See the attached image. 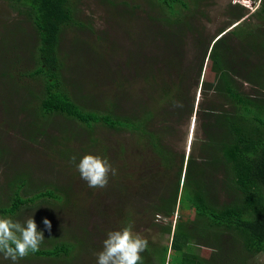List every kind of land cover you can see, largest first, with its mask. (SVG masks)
<instances>
[{
	"label": "trees",
	"instance_id": "1",
	"mask_svg": "<svg viewBox=\"0 0 264 264\" xmlns=\"http://www.w3.org/2000/svg\"><path fill=\"white\" fill-rule=\"evenodd\" d=\"M257 1L254 0V3ZM8 2L20 17L16 22L13 21L16 17L4 20L0 27L9 31L12 37L19 34L27 36L32 31L36 38L32 50L21 38L17 41L23 44H18L17 50L22 52L21 55L29 53L28 58H31L34 66L17 75L39 83L41 89L37 91L36 88L23 87L13 81L15 76L10 74L8 68L18 64L20 59L10 64L3 63L4 71L0 73V79L12 78L7 89L10 95L8 100L14 102L1 101L0 109L6 114L17 117L22 114L32 118L30 125L35 131L30 143H38L39 135L54 136L47 131L46 126L49 124L58 126L55 130L60 135L67 134L65 139L74 143L87 144L85 140L91 137L93 145L87 144L91 147L97 143L94 135L99 126L112 132L136 136L155 153L165 172L160 177L149 173L150 177L138 195L140 198L143 195V200H148L149 204L142 208L138 202V205L134 204L138 209H129L126 215L131 216L134 225L141 220L139 216L153 219L158 215L173 220L177 215L174 230L172 223L162 227L164 236L171 241L170 245L163 246V264L170 263L173 254L179 257L178 264H215L216 257L222 258L227 248L233 249L231 253L242 252L249 262L253 257L264 256V0H260L251 15L248 8L229 5L226 27L209 39L208 34L203 32L194 37V59L188 58L189 51L185 50L184 39L187 32L195 30L194 26L199 20L197 15L201 14L200 0H147L150 12H154V9L158 11L156 16L148 17V20L165 24L166 30H151V35L146 33L147 40L144 43L135 42L134 45L139 50L144 45L146 51L164 54L157 59L136 55L122 66H104L102 62L98 68L101 72L96 75L116 78L119 90L107 96H100L94 90L93 95H84L81 90L85 85L80 81L77 83L76 98L61 78L62 58L69 53L75 55L87 51V42L73 39L70 45V51L73 52L69 53L62 52V42L66 32H94L93 26L80 20L72 0ZM125 5L130 6L127 2ZM133 7L139 9L138 5ZM5 56H8V52ZM151 59L160 62L158 67L153 69L152 63L148 62ZM206 60V66L209 65L214 75L212 82L202 80ZM146 64L147 68L140 67ZM82 75L85 78L87 76L86 72ZM138 77L148 84L156 80L155 92L146 96L158 102L157 111H164L160 113L161 121H157L156 111L147 105L148 100L142 98L137 105H129L130 79L134 78L135 81ZM2 83L6 85L3 80ZM247 85L257 89L252 87V92H248L244 88ZM199 87L202 95L196 111L204 138L194 143L193 153L190 151L185 167V153L177 155L167 144L170 138L177 135H174L177 133L176 126L184 122L185 118L194 116L196 99L193 90L196 93ZM123 96L124 99H121ZM9 102L14 104L11 106ZM40 123L45 124V129H40ZM58 138H49L46 146H55ZM63 145L68 148L67 143ZM196 149L199 157L194 156ZM2 150L0 148V157ZM86 152L89 151L83 150L82 155L76 154L77 158L90 154ZM106 158L107 155H103V159ZM175 159H179L178 164ZM174 167H177L176 172H172ZM148 168L147 172H155ZM27 176L30 178L31 175ZM23 179L27 180V177L17 174L8 185L11 194L7 206H4L0 196V216L16 220V216L27 207L33 206L42 211L41 206L44 205L49 207L47 212L51 215L55 211L54 206L58 210L65 206L68 194L54 183H50L51 187H38L32 190L31 196L24 198L21 193L30 188L29 181ZM97 207L102 211L100 216H106L103 206ZM119 208L120 205L112 208V211L117 212ZM47 212L45 210L44 214ZM134 218L139 219L134 221ZM35 221L39 222L38 219ZM106 226L110 228L113 224ZM44 238L39 251L29 255L67 261L75 256L73 253L77 241H53L48 244L52 239ZM74 240H77V236ZM227 242L228 245L225 244ZM98 245L95 247L98 248ZM204 247L217 254L206 259L195 253V250ZM147 250L141 253L140 264H149L145 259ZM250 264L264 263L256 260Z\"/></svg>",
	"mask_w": 264,
	"mask_h": 264
},
{
	"label": "rangeland",
	"instance_id": "2",
	"mask_svg": "<svg viewBox=\"0 0 264 264\" xmlns=\"http://www.w3.org/2000/svg\"><path fill=\"white\" fill-rule=\"evenodd\" d=\"M72 1L75 2L73 6L74 9H77V15L80 20H83L87 24L90 23L94 29V32H66L62 42V52L65 53L73 52L70 51L73 39L87 42V51L75 53V55L69 53L67 57L62 58L61 78L66 82L68 90L75 95V98L77 97V83L80 81H83L85 85V88L83 87L81 90L84 95L87 93L93 95L95 91L100 96H107L109 93L119 90L116 78L109 79V77L105 78L103 75L100 76V74L96 75L98 72H101L98 68L102 62L105 63L104 66H115L116 64L122 66L126 64V61H132V57L136 55L142 54L144 57H148V59L151 57H156L157 59L160 55L164 54L163 52L146 51L144 45L139 50L138 46L134 45L135 42L144 43L147 40L146 33L149 32L151 35V30H155V32L156 30L161 32H165L166 30L165 24L151 23L148 20V17L156 16L158 11L154 9V12H150L147 0ZM125 2L129 3L130 6L126 7ZM9 4L8 0H0V26L4 20H12L15 17L16 19L13 21L19 20L20 14L13 10ZM259 4L260 0L256 3H254V0H200L199 8H201V14L197 15V19L199 20L196 21L195 30L187 32L184 39L185 50L189 51L188 58H195L193 39L197 36V33L203 32L208 34L207 38L209 39V37L217 35L220 29L227 26L229 22L227 19L229 5L248 8L250 10L249 15H251ZM134 5H138L139 9L133 7ZM254 24H256V21ZM26 28L30 29V27ZM20 38L27 43L26 45L31 50L33 49V45L36 44V38L32 31L28 32L27 36L19 34V36L15 35L12 37L9 31H4V28L0 27V73L4 71L3 63L10 64L15 59H20L18 64L16 63L8 68L10 74L15 76L13 81L19 82L23 87L29 86L39 91L41 89L39 83H33L30 79L20 78L17 75L21 71H24V69L29 70L34 67L30 61L31 58H28L29 53L24 52L26 54L21 55L20 53L22 52L17 50L18 44L23 46V44L17 42ZM6 52H8V56H5ZM26 58L29 59L27 62H25ZM97 59H100V61H97ZM148 62L152 63L153 69L158 67L160 63L152 59L148 60ZM187 62L189 61L187 60ZM207 64L208 61L206 60L202 80L205 79L208 82H212L214 75L210 71L209 65L206 66ZM140 67L147 68V64ZM83 72H86V78L85 76L83 77ZM11 79L9 77L0 79L1 83L3 80L6 84H0V87L4 85L0 88V102L10 101L8 100L10 99V95L7 85L11 82ZM133 79H130L131 86L128 88L129 91L127 90L128 92L131 91L129 105H137L144 98L148 100V104H146L156 111L157 121H161L160 113H164V111H157V108H159L158 102L146 96L155 92L156 89L154 88L156 86L154 83H156V80L148 84L142 77L136 78L135 81ZM252 87L257 89L255 86L250 87L249 85L244 88L246 91L252 92ZM20 90L23 91V88ZM193 94H195L196 99L194 116L185 118L184 122L176 126L177 133H174V135H177L174 138H170L167 144L174 150L175 154L185 153V167L188 156L191 154L190 151L193 153L194 143L197 139L204 138L196 111L200 96L202 95L200 87L197 88L196 93L193 90ZM121 99H124V96ZM10 102L9 104L12 106L14 103ZM99 103L100 101L97 104ZM12 110L15 111V109ZM13 111L9 110V112ZM31 120V117H25L22 114L17 117L14 114L3 113L0 109V148L4 149L2 150V157H0V196L4 206H7L11 194L9 193L8 185L11 181L15 180L17 174L26 176L29 181L30 190L21 193L24 198L31 196L32 190L38 187H44L45 185L51 187L50 183H54L61 189L66 190L68 198L62 209L58 210L57 206H54L55 211L50 215L47 212L49 209L47 205L41 206L42 211H38L31 206L27 207L22 214L16 216V220L23 222L33 215L34 219L39 220V222H36L38 231H42L44 237L52 239L48 244L53 241L65 240L74 243L77 241L78 244L73 253L75 256L69 258L68 261L65 259L51 260L28 255V257L20 259L17 264H96L97 254L103 249V241L107 237L108 231L119 230L129 224L132 225L134 234H139L148 241L149 246L147 247V253L145 252V259L147 258L149 264H163V256L165 254V251L162 250L163 246L170 245L171 241H168L164 236L162 227H168L172 223V230H174L177 215H175L173 220L158 215L153 217V219L150 216L148 218L139 216L141 220L135 225L134 222L132 223L131 216L126 215L129 209H132V211L138 209L134 206V204L138 205V202L142 208L149 204L148 200H143V195L141 198L138 195L140 194L139 192L143 191V184L150 177V174L153 173L160 177L165 172L163 165L156 158L155 153L146 148L136 136L124 132H112L102 126H99L94 135L97 143L93 147L87 145H93L91 137L88 136L85 140L87 144L77 143V141L74 143L72 140L65 139V137H68L67 134L60 135L56 131L58 126L53 124H49L46 128L50 134L53 133L54 136H59L55 146H46L49 142L48 139L54 136L46 137L39 135L38 143L32 144L29 141L34 136L35 130L30 125ZM39 127L40 129H45V124L40 123ZM155 128L158 129V126L155 125ZM36 129L39 128L37 127ZM158 130H160V127ZM62 140L65 142L63 143ZM65 143L68 144V148H65L63 145ZM27 144L31 147L27 146ZM197 146L199 147V143ZM83 150L89 151L86 153H95L101 158H103V155H107L105 160L117 170L116 175L109 174V183L106 187L92 188L81 180L80 173L76 167L81 157L77 158L76 154L82 155ZM196 151L194 156L199 157L198 151ZM74 156L76 157L75 163L72 161V157ZM175 163L178 164L179 159H175ZM147 168L155 172H147ZM172 170V172H176L177 167H174ZM27 175H31L30 178ZM120 179L121 183L119 182ZM27 180L23 179V181ZM98 205L103 206V214H106V216H100L102 211H99ZM118 205H120L119 210L117 212L115 210L112 211V208ZM45 210L46 214H44ZM107 214H109V217H107ZM45 219L51 221L50 230L43 223ZM137 219L134 218V221ZM110 223L113 224L112 227H105V224L110 225ZM102 228H104L103 232ZM75 236H77V240H74ZM226 237L228 238L229 236ZM97 244H99L98 248L95 247ZM225 244L228 245L229 243ZM225 250L228 251L222 255L223 260L220 257H216L215 264H250V262H256V260L264 263L263 255L253 257L249 262L244 258L245 255L242 252L231 253L230 250L233 249L229 248ZM195 253L201 254L206 259H211L217 254L208 247L195 250ZM169 255H171V251ZM171 256V262L169 263L167 258L168 263H166L178 264L179 257H176L175 254ZM0 264H12V261L4 259L3 255L0 254Z\"/></svg>",
	"mask_w": 264,
	"mask_h": 264
},
{
	"label": "clouds",
	"instance_id": "3",
	"mask_svg": "<svg viewBox=\"0 0 264 264\" xmlns=\"http://www.w3.org/2000/svg\"><path fill=\"white\" fill-rule=\"evenodd\" d=\"M73 163L76 157H72ZM80 178L92 188H104L109 183V174L116 175L117 170L100 156L84 155L76 164ZM44 225L50 230L51 221L45 219ZM44 234L29 216L23 222L11 217L0 216V254L4 259L17 264L30 253L39 251ZM148 247V241L134 234L129 224L119 230H110L103 241V249L97 254L96 264H140L141 253Z\"/></svg>",
	"mask_w": 264,
	"mask_h": 264
}]
</instances>
